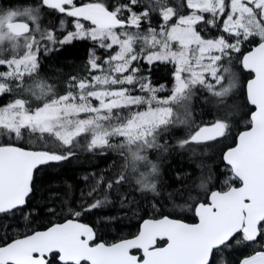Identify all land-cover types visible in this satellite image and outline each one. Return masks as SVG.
<instances>
[{"label": "snow or ice", "instance_id": "obj_1", "mask_svg": "<svg viewBox=\"0 0 264 264\" xmlns=\"http://www.w3.org/2000/svg\"><path fill=\"white\" fill-rule=\"evenodd\" d=\"M182 7L186 11L178 12L169 0H116L112 6L106 0H39L37 7L0 8V97H11L0 105V139L33 146L0 144V264H217L218 255L234 243L264 247V0H184ZM41 9L72 18V29L63 18V36L42 27ZM154 14L158 27L152 26ZM256 37V46L242 51V45ZM74 41L91 45L85 72L71 76L59 93L39 75L41 56ZM233 59L254 74L246 85L247 102L255 109L250 129L240 132L235 147L222 155L230 179L240 183L211 192L210 203H197L191 210L198 223L167 216L147 219L132 239L93 243L94 228L78 218L101 207L105 195L80 210L69 208L73 218L63 223L44 230L28 223L26 233L5 242L7 218L29 221L34 172L40 166L70 160L83 139L90 152L122 150L124 169L137 171L136 162L147 161L141 153L161 147V131L189 123L188 102L195 86L218 98L236 89ZM141 61L173 66L174 87L168 97H157L165 88L155 87L142 74ZM225 74L227 86L222 84ZM33 98L42 104L33 105ZM173 104L184 112L175 115ZM141 105L146 109L137 110ZM229 129L227 119H217L199 127L180 146L227 137ZM113 138L121 139L113 143ZM151 167L156 173L157 166ZM125 170L106 182L100 176L88 195L102 182L106 191H119L126 182ZM147 176L141 173L137 184L159 195ZM200 186L205 187L203 182ZM49 212L55 214V209ZM240 264H264V251Z\"/></svg>", "mask_w": 264, "mask_h": 264}, {"label": "trees", "instance_id": "obj_2", "mask_svg": "<svg viewBox=\"0 0 264 264\" xmlns=\"http://www.w3.org/2000/svg\"><path fill=\"white\" fill-rule=\"evenodd\" d=\"M76 2L83 4L89 0H76ZM106 2L112 6L116 0H106ZM183 2L184 0H169L170 5L181 13L186 11L182 7ZM38 5L39 0H0V8L5 9H23ZM62 18L68 21L67 29L71 30L72 18L62 17V14L52 10L41 9L42 27L49 30L56 29L57 36L64 35V32L59 29ZM158 25L159 17L154 14L152 26L158 27ZM258 41L259 38L256 37L253 43L245 42L242 45V51L251 50ZM90 47L91 45L86 41H74L71 44L55 46L56 50L41 56L39 75L57 92L63 93L71 76L85 72ZM237 55L234 53L233 57ZM226 61L223 60L221 63L225 65ZM141 66L142 74L147 76L155 87L159 88L161 85L164 88L174 87L171 64L157 61L148 65L141 61ZM232 67L240 73V84L234 95L226 100L213 96L202 86L196 87L192 116L188 117L189 123L169 125L166 131H161L157 139L161 147L142 152V155L147 156V161L136 162L137 171H132L130 167L124 169L127 162L121 155L122 150L106 149L103 155L99 154L100 150L90 152L84 146L83 139L81 147L75 150L76 155L70 160L39 168L34 176V189L28 204L29 221H24L21 216L7 218L4 223L7 224L9 239L5 242H10L11 239L26 233L28 223L39 230H44L51 224L62 223L66 219L73 218L68 211L69 208L80 210L82 204H91L96 199L103 200L105 195L107 200L101 207L85 213L78 219L92 226L97 240L106 244L136 236L141 223L147 219L167 216L194 223L196 217L191 209L197 203H205L212 191H224L229 185L238 184L235 179L229 178L232 174L225 167L222 155L227 148L235 145L239 133L250 127L248 121L252 109L246 99L245 85L252 75L245 73L236 59L232 60ZM25 79L30 81L28 76ZM219 87L220 85H217V88ZM157 97L165 96L159 93ZM235 97L237 101L233 102ZM10 98L0 97V105L7 103ZM221 99L227 104L219 103ZM32 102L33 105L42 104V101L34 98ZM155 106L153 104V107ZM170 106L177 115L178 105ZM146 107L147 105H141L137 110H145ZM217 119L228 120L230 129L227 137L205 144L191 142L183 147L180 146V141L188 139L199 127L211 126ZM120 139L113 138L112 142L118 143ZM3 143H18L26 148L33 147L23 141L0 139V144ZM152 164L157 166L156 173L152 172ZM121 170H125L126 182L118 186L119 191L115 189L106 191L102 182L97 191L88 195L96 186L100 176H103L106 182ZM141 173L148 174V182L156 185L159 195L137 184ZM202 182L205 185L203 188L200 186ZM49 208L55 209V214L49 212ZM2 243L0 242V246ZM257 251H264V247L259 245L250 247L248 242L234 243L231 248L218 255L217 264L221 262L240 264L242 259L254 255Z\"/></svg>", "mask_w": 264, "mask_h": 264}, {"label": "rangeland", "instance_id": "obj_3", "mask_svg": "<svg viewBox=\"0 0 264 264\" xmlns=\"http://www.w3.org/2000/svg\"><path fill=\"white\" fill-rule=\"evenodd\" d=\"M258 38V37H257ZM225 66H229L228 64H227V61L225 62ZM230 67H231V70L233 71V72H235L236 73V75H237V77H238V84H237V87H236V89H234L227 97H224V98H222V99H226V100H229L233 95H234V92L238 89V87H239V84H240V82H239V77H240V73L239 72H237V70L236 69H233V67H232V62H231V65H230ZM207 79L210 81V82H213V81H211V77H207ZM222 84H223V86H226L227 84H228V77H227V74H225V79L222 81ZM196 87H199V86H195L193 89H192V92H193V95L191 96V99H190V101L188 102V111H189V117H191L192 116V112H193V105H192V103H193V99H194V96H195V88ZM159 93H162L163 94V96H165V97H168L169 95H170V93H171V88L169 87V88H167V87H165V90L164 91H161V92H157V94H159ZM237 100H236V97H235V99H234V101L233 102H236ZM183 103V102H182ZM224 104H227L226 102H223ZM184 112V108L182 107V106H180V105H178V107H177V115H181L182 113ZM231 177V176H230ZM229 177V178H230Z\"/></svg>", "mask_w": 264, "mask_h": 264}, {"label": "water", "instance_id": "obj_4", "mask_svg": "<svg viewBox=\"0 0 264 264\" xmlns=\"http://www.w3.org/2000/svg\"><path fill=\"white\" fill-rule=\"evenodd\" d=\"M254 48V47H253ZM252 48V49H253ZM241 68H242V66H241ZM242 70L245 72V73H247V74H251L252 75V77L250 78V79H252V78H254V74L253 73H250V72H248V70H246V69H243L242 68ZM249 79V80H250ZM248 80V81H249ZM247 81V82H248ZM246 85H247V83H246ZM246 85H245V92H246ZM246 98H247V94H246ZM250 105V107L253 109V111L255 110L254 109V106L253 105H251V104H249ZM250 129V127L247 129V130H249ZM245 131V130H244ZM218 139H220V138H218ZM217 139V140H218ZM214 141V140H213ZM208 142H211V141H204V142H200V143H195V142H193V143H195V144H205V143H208ZM238 142V136H237V139H236V143ZM236 143H235V145H236ZM235 145L233 146V147H235ZM44 166H46V165H44ZM44 166H40L39 168H41V167H44ZM38 168V169H39ZM37 169V170H38ZM36 170V171H37ZM36 171L34 172V176H35V173H36ZM238 181V180H237ZM239 182V181H238ZM240 183V182H239ZM215 191H219V190H215ZM213 192V191H212ZM211 194V193H210ZM210 194H209V196H208V201H207V203H210ZM196 217V216H195ZM163 218V217H162ZM170 218V217H169ZM158 219H160V218H158ZM172 219V218H171ZM196 219H197V222L196 223H198L199 221H198V217H196ZM181 221V220H180ZM81 222V221H80ZM144 222V221H143ZM143 222L141 223V225H140V227H139V231L141 230V228H142V226H143ZM181 222H184V221H181ZM63 223V222H62ZM83 223V222H82ZM185 223H187V222H185ZM90 226V225H89ZM95 231V230H94ZM139 233V232H138ZM237 235H239V234H237ZM135 237V236H134ZM134 237H132V238H134ZM132 238H129V239H132ZM124 240H126V239H124ZM122 241V240H121ZM93 242H95V241H93ZM118 242H120V241H118ZM159 242H164V241H159ZM104 243V242H103ZM115 243H117V242H115ZM133 252H140V254H137V255H139V256H142V252L141 251H139V250H136V249H133L132 250Z\"/></svg>", "mask_w": 264, "mask_h": 264}, {"label": "flooded vegetation", "instance_id": "obj_5", "mask_svg": "<svg viewBox=\"0 0 264 264\" xmlns=\"http://www.w3.org/2000/svg\"><path fill=\"white\" fill-rule=\"evenodd\" d=\"M246 94V93H245ZM247 99V98H246ZM249 104V103H248ZM250 106V105H249ZM252 109V108H251ZM253 112V109L250 111V113H249V117H250V115H251V113ZM234 186H239V183L238 184H235ZM227 190V189H226ZM225 191V190H224ZM207 201H208V199H207ZM207 201L205 202V203H207ZM197 222V219H196V221L194 222V223H196ZM190 224H192V223H190ZM138 234V233H137ZM96 242H101V241H98L97 240V238H96V240H95V242H93V243H96ZM105 243V242H104ZM112 244V243H111ZM158 244L160 245V246H163L164 244H165V242H158ZM135 254H140V252H134Z\"/></svg>", "mask_w": 264, "mask_h": 264}, {"label": "bare ground", "instance_id": "obj_6", "mask_svg": "<svg viewBox=\"0 0 264 264\" xmlns=\"http://www.w3.org/2000/svg\"><path fill=\"white\" fill-rule=\"evenodd\" d=\"M55 83V82H54ZM56 85V84H55ZM51 86V85H50ZM33 103V102H32ZM192 205V204H191ZM191 208H189V210H190Z\"/></svg>", "mask_w": 264, "mask_h": 264}]
</instances>
